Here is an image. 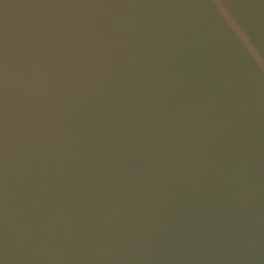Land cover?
I'll return each instance as SVG.
<instances>
[{"label":"water","instance_id":"water-1","mask_svg":"<svg viewBox=\"0 0 264 264\" xmlns=\"http://www.w3.org/2000/svg\"><path fill=\"white\" fill-rule=\"evenodd\" d=\"M0 264H264V0H0Z\"/></svg>","mask_w":264,"mask_h":264}]
</instances>
